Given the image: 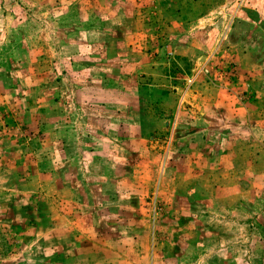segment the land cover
I'll return each instance as SVG.
<instances>
[{
	"label": "rangeland",
	"instance_id": "rangeland-1",
	"mask_svg": "<svg viewBox=\"0 0 264 264\" xmlns=\"http://www.w3.org/2000/svg\"><path fill=\"white\" fill-rule=\"evenodd\" d=\"M0 264H264V0H0Z\"/></svg>",
	"mask_w": 264,
	"mask_h": 264
}]
</instances>
